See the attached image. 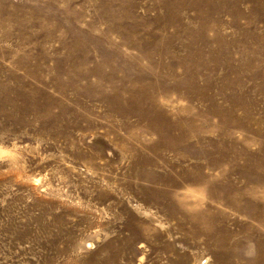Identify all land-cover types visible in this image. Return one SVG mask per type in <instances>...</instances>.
<instances>
[{
  "label": "rangeland",
  "instance_id": "1",
  "mask_svg": "<svg viewBox=\"0 0 264 264\" xmlns=\"http://www.w3.org/2000/svg\"><path fill=\"white\" fill-rule=\"evenodd\" d=\"M262 169L264 0H0V264H258Z\"/></svg>",
  "mask_w": 264,
  "mask_h": 264
},
{
  "label": "bare ground",
  "instance_id": "2",
  "mask_svg": "<svg viewBox=\"0 0 264 264\" xmlns=\"http://www.w3.org/2000/svg\"><path fill=\"white\" fill-rule=\"evenodd\" d=\"M140 59H145V60H150L151 59V55L150 54H147V53H142L141 56H140ZM157 74H160L159 71H156ZM163 75V74H161ZM144 78V77H143ZM148 78L151 79V77L148 76ZM165 78V76H164ZM140 80V78H138V81ZM152 81H153V78H152ZM161 81V79H154V82L157 84V87L158 85L161 87L163 85V81ZM179 84H184V80L181 81ZM143 92V91H142ZM47 100H52L51 98H47ZM109 100V99H108ZM140 100H154L153 96H147V95H142ZM122 102H124L125 104L128 102V100H122ZM234 103V102H233ZM139 104V103H138ZM232 104V103H231ZM230 104V105H231ZM233 106H238L237 103H234ZM233 106H229L227 107V109L230 111L232 109ZM243 108V107H242ZM244 112V111H243ZM161 114V113H160ZM159 114V115H160ZM164 115L166 114H163V118H164ZM161 117V116H160ZM167 122V121H166ZM162 130H169V127H174L173 129H180L181 131H184V124L181 122V121H168V123H162ZM170 131V130H169ZM156 132V131H155ZM168 133V132H167ZM157 136H158V140L161 141L162 139V135L157 131L156 132ZM165 143L168 145H171L173 143V137L172 136H167V138L165 139ZM146 162H149V161H146ZM151 162V161H150ZM209 164V163H208ZM210 165V164H209ZM203 166H199V165H196V169L198 171V175L199 177L202 179V178H206V174H205V171L203 170ZM262 172H263V176H264V169H262ZM145 177H147L146 174H143ZM151 178L153 176H150ZM149 178V179H151ZM153 179V178H152ZM182 180H184V178L180 179L177 184H176V187L179 188L182 186ZM199 179H196L194 180V182L192 183V191L196 193V195H198L196 198V201L193 203L192 207H191V210L188 209L189 214H190V218H191V222L193 224V226L196 228V229H206L208 227V219H209V214L207 213V215H205V213L203 211H206V209H202L203 206H206V202H205V196L208 194V189L205 188V187H200L199 185ZM172 194H174V192H172ZM258 197V196H257ZM260 206L262 209H264V203L261 202L260 203ZM208 211V210H207ZM208 217V218H207ZM260 218L257 219V222L259 221ZM264 242V241H263ZM90 244V243H89ZM258 264H264V251L260 254V260L258 262Z\"/></svg>",
  "mask_w": 264,
  "mask_h": 264
}]
</instances>
